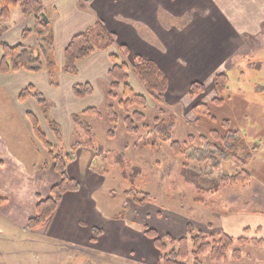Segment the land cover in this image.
Returning <instances> with one entry per match:
<instances>
[{
    "label": "rangeland",
    "instance_id": "rangeland-1",
    "mask_svg": "<svg viewBox=\"0 0 264 264\" xmlns=\"http://www.w3.org/2000/svg\"><path fill=\"white\" fill-rule=\"evenodd\" d=\"M41 2L45 7V1ZM44 11L45 8H41V12L30 16L36 17L40 13L46 15ZM193 19L191 14L186 15L183 20L169 18L166 31L173 25L181 31H188L194 24ZM43 31L49 38V54L54 59L56 49L52 26L49 24V28ZM233 36L235 50L231 51L232 56L227 55L228 57L222 60L223 65L214 64V58H207L203 50H187L186 58L180 49L175 51V54L183 57L178 59V63L184 70V75L178 77L174 73L170 81L161 70L168 79V89L162 104L151 99L146 90L139 93L130 84L129 77V85L137 94L145 96L148 104L146 109L131 108L126 112L120 106L123 87L113 90L110 80L105 87L103 100L100 99L99 107H94L101 113L100 117H83L92 125L96 136L95 145L103 148L102 154L86 146L87 137L79 129V134L71 138L72 141L77 139L75 141L79 143L71 149L65 147L66 152L73 156V160L77 155H82L77 164L82 169H79L80 173L75 166L69 172V176L80 183L81 194L68 196L59 210H56L45 224L35 229L42 235L38 236L42 239L39 244L31 242L34 239L38 241L32 233L29 235L27 231L7 226L5 222L0 221V264H157L160 253L153 250L149 240L139 241L138 237L137 241V235L144 234L146 228L155 227L161 237L170 234L178 239L186 236L189 225L207 237L219 231L226 232L236 239L234 249L240 251L238 259L233 258L234 252L230 250L224 260L217 262L213 261L210 252H206L198 259L201 264H264V94L261 95L264 87V55L261 51L264 35L261 38L260 35L252 38L246 34L234 33ZM204 43L205 40L200 46H204ZM253 54L257 56L252 58ZM245 55L247 60L242 58ZM195 57L197 59H193ZM127 58L129 57L121 54V59ZM133 58L129 59L131 64L121 60L119 62L132 68ZM194 60L202 64L206 62V65L213 67L217 73L210 72L207 76L194 74ZM239 61H247V65L241 69L236 66ZM220 74L228 76L230 92L226 97L232 93L234 99L229 101L227 98L222 106L215 107L214 101L220 98L215 79ZM185 77L189 78L186 84ZM194 83L203 86L195 95L191 92ZM246 101L251 103V106L246 105ZM200 105L209 106L212 109V117L219 124L225 119L232 121L234 130L252 151L253 159L247 166L252 175L249 183L239 186L221 185L215 194H198L193 186L184 182L181 170L185 164L201 179H207L210 189L221 177L235 176L242 170L231 159L213 157V150L202 142L201 139L205 137L209 138L208 143H213L210 132L222 130L208 117L197 114V107ZM110 107L116 111L119 118L116 126L108 120ZM138 111L146 117L143 124L145 127L141 125L140 135H129L125 131L124 121L133 112ZM170 117L176 119L173 141L184 146V151H188L186 156H176L170 148V143L160 140L156 141L159 147L157 153H153L150 147L139 145L135 148L141 137L151 135L156 119L162 121ZM111 129H115L113 139L108 137ZM117 154L123 155L132 167L142 170L136 181L137 191L150 195L153 199L151 204L136 206L125 195L132 187L121 177L120 168L116 165ZM87 162L89 172L86 168ZM107 170L109 173L105 172ZM95 186H101L96 193L97 209L85 194L90 193ZM199 196H203L206 202H197ZM1 211L8 212L7 208H2ZM77 215L81 216L85 223L82 232L79 231L76 235L83 238V247L67 246L64 242L54 243L44 239V235L64 234L63 238H66L67 225L70 220L73 221V217L77 218ZM149 222H152L150 226ZM133 230H137L138 234ZM239 238L248 239L250 242L240 245ZM171 248L169 246V250ZM182 263L196 264L192 256Z\"/></svg>",
    "mask_w": 264,
    "mask_h": 264
},
{
    "label": "crops",
    "instance_id": "crops-1",
    "mask_svg": "<svg viewBox=\"0 0 264 264\" xmlns=\"http://www.w3.org/2000/svg\"><path fill=\"white\" fill-rule=\"evenodd\" d=\"M44 1L46 3L44 13L52 26L54 35L56 58L52 59L57 71L53 75L47 70L38 73L23 70L7 74L0 73V221L5 222L7 226L27 231L29 235L32 233L38 241L34 239L31 242L36 244H39V241L42 242V239H39L42 235L30 229L29 222L36 215V206L39 201L50 197L51 189L60 182V178L48 154L35 138L28 114L36 116L52 144H55L56 140L48 128L37 101L33 98L21 99L26 89L34 87L46 99L49 105V116L59 124L64 145L71 149L79 143L75 141L77 139L74 140L75 142L71 139L79 134L73 122V116L87 109L99 107L105 87L111 80L109 70L113 65L112 55L118 56L121 62L130 64L132 60L130 58L135 56L146 61H154L170 80L174 73L178 77L181 74L184 75L178 59L186 58L187 50H192L191 52L197 49L203 50L207 58H214L212 59L214 64L223 65L222 60L227 55L232 56L231 51L235 50L232 43L235 40L234 33L246 34L252 38L259 35L261 38L264 35V0ZM19 9H13L11 18L7 21L0 18V61L3 57V43L39 49V43L34 34L26 39L23 36L26 29H34L35 17H26ZM190 14L195 19L190 28L192 31L190 29L181 31L174 25L166 31L169 18L183 20ZM99 21L103 22L106 29L116 36L115 45L107 51L96 52L81 61L75 76L65 74L62 70L64 55L70 41L76 35L94 27ZM204 40V46L201 47V42ZM122 45L128 47L130 51V57L126 60L121 59L119 46ZM179 49L182 54L184 53L183 57L175 54ZM246 49L249 50V48ZM261 51L264 55V46ZM255 55H251L252 58L257 56ZM249 56L250 53H248ZM242 58L246 59V55ZM239 62L235 65L240 67L245 63ZM192 63L195 66L194 74L207 76L210 72L217 73L213 67L207 66L206 62L202 64L194 60ZM129 77L130 84L139 93H144L145 89L140 81L132 73ZM188 79L185 77L184 84ZM87 83L94 87V94L78 99L74 95L73 88ZM81 158V154L77 155L76 159L68 165V173L74 166L79 171L80 165L78 167L77 164ZM86 168L89 172L88 162ZM100 187L95 186L90 193H85L95 208L97 207L96 193ZM81 190L80 185L78 191L64 195L57 211L68 196L80 195ZM45 196L47 198H44ZM2 208H7L8 212L2 213ZM75 218L73 217V221L70 220L67 225L66 238H63L64 234L62 236L44 235V239L54 243L64 242L67 246L83 247V238L76 235L79 231L82 232L81 229L85 223L81 216L77 215ZM151 223L149 222V226ZM137 232V230L134 231L135 234H138ZM138 237L139 241L147 240L144 234H138L137 241Z\"/></svg>",
    "mask_w": 264,
    "mask_h": 264
},
{
    "label": "trees",
    "instance_id": "trees-1",
    "mask_svg": "<svg viewBox=\"0 0 264 264\" xmlns=\"http://www.w3.org/2000/svg\"><path fill=\"white\" fill-rule=\"evenodd\" d=\"M90 1V0H89ZM88 1V2H89ZM20 8L24 16H30L35 12H41L43 10L41 0H0V18L3 21H7L11 18V11L13 9ZM37 15V14H36ZM35 29H26L23 33L24 38H28L30 35H35L39 43V49H29L23 45L10 46L7 43L2 44L3 57L0 61V73L7 74L18 71H28L33 73L42 72L47 70L49 74H54L57 71L55 62L50 57V44L49 38L46 35L44 29L49 28V24H46L43 20L42 13L36 17ZM116 43V36L110 33L103 22L99 21L94 27L90 28L84 33L78 34L72 38L68 47L65 50L63 72L67 75L75 76L78 73V64L81 61L86 60L94 53L99 51H107ZM120 54L126 57H130V51L128 47L122 45L119 46ZM120 58L112 55L111 62L112 67L109 70V77L112 80V89L117 90L123 87V100L120 102V106L126 112H129L131 108L146 109L147 99L145 96L137 94L129 85V73L130 71L137 77L140 83L144 86L148 96L162 104L165 100V94L168 89V79L161 71L158 64L154 61H146L139 56L133 58L134 64L130 68L126 64H120ZM247 64H241L239 68ZM229 78L226 74H220L216 76L215 85L217 92L220 94V98L214 101V106H222L225 99L229 101L233 100L232 93L229 97H226L230 92L229 90ZM260 85V84H259ZM259 85H257L259 88ZM203 86L194 83L191 88V92L195 95L201 91ZM264 87H262L261 95L264 94ZM74 95L78 99H84L94 94V87L91 84H80L73 88ZM237 96V95H236ZM110 97H115L110 95ZM226 97V98H225ZM33 98L39 104L42 115L48 125V128L54 136L57 144H52L48 139L46 133L43 131L39 120L33 114H28V118L32 124L35 138L40 142L45 152L53 163L55 172L60 178V182L51 189L50 197L45 200H40L36 206V215L29 222V228L35 230L39 226L46 223V221L56 212L61 200L67 193L78 191L80 183L69 176L68 165L73 162V156L66 152L64 145L62 131L55 121L49 116V105L46 99L35 90L34 87L26 89L21 99ZM243 98V96H242ZM237 99V98H236ZM240 99V97H239ZM246 105L251 106V103L244 102ZM197 114L208 117L215 125L220 126L222 132L212 131L210 135L213 143H208L209 138L203 137L201 140L208 144L209 147L215 153L213 157L228 158L235 162V164L242 170L235 176H223L214 184L211 189L208 187L207 179L200 178L198 174L189 169V165L185 164L181 170V177L186 184L193 186L198 194L201 193H216L221 185L239 186L249 183L252 179L251 172L247 169L248 163L253 159L252 151L246 146L244 140L239 137V133L234 130L232 121L225 119L220 124L212 117V109L209 106L200 105L197 107ZM101 113L95 109L90 108L86 111L74 115L73 122L76 127L82 131L86 137L85 143L89 149L96 151L100 154L103 152L101 146H96V136L91 124H89L83 117L85 116H97L100 117ZM118 115L116 111L110 107L108 112V120L110 124L116 126L118 124ZM146 117L141 112H133L124 121L125 131L129 135H140L141 125L145 127L144 121ZM176 127L175 117H170L165 120H155V127L153 128L151 135L141 137L138 141L142 147L151 148L153 153L158 152L157 140L163 143H170V148L176 156H186L188 151H184V146L173 141V132ZM108 137L113 139L115 137V129H111L108 132ZM141 143V144H139ZM158 147V148H157ZM116 165L120 168L121 177L128 181L131 185V191L126 192L125 195L131 199L132 203L136 206L143 207L151 204L153 199L148 194H141L137 191L136 181L142 170L132 167L125 161L123 155H116ZM189 161V160H188ZM109 173V170L105 171ZM197 202L205 203L203 196H199ZM231 211L233 209H230ZM144 236L152 243L153 250L160 253V257L157 264H183L182 262L192 256L195 259L196 264H201L199 257L210 252L213 261L224 260L230 250H232L233 258L238 259L240 257V251L234 249L236 239L229 236L224 231L207 237L195 229L194 226L189 225L187 227V234L185 237L174 238L170 234L161 237L160 234L154 228H146ZM250 240L245 238H239L238 243L240 245H246ZM169 246L172 247L169 250ZM192 247V250H191Z\"/></svg>",
    "mask_w": 264,
    "mask_h": 264
},
{
    "label": "water",
    "instance_id": "water-1",
    "mask_svg": "<svg viewBox=\"0 0 264 264\" xmlns=\"http://www.w3.org/2000/svg\"><path fill=\"white\" fill-rule=\"evenodd\" d=\"M42 17H43L44 22H45L46 24H48V23H49V20H48L47 16L44 15V14H42Z\"/></svg>",
    "mask_w": 264,
    "mask_h": 264
}]
</instances>
